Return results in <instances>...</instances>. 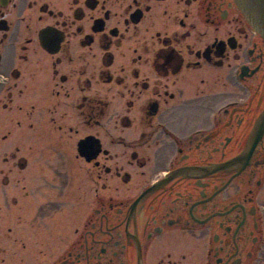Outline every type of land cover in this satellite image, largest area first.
<instances>
[{
	"label": "flooded vegetation",
	"instance_id": "1",
	"mask_svg": "<svg viewBox=\"0 0 264 264\" xmlns=\"http://www.w3.org/2000/svg\"><path fill=\"white\" fill-rule=\"evenodd\" d=\"M262 117L239 0H0V264H264Z\"/></svg>",
	"mask_w": 264,
	"mask_h": 264
},
{
	"label": "water",
	"instance_id": "2",
	"mask_svg": "<svg viewBox=\"0 0 264 264\" xmlns=\"http://www.w3.org/2000/svg\"><path fill=\"white\" fill-rule=\"evenodd\" d=\"M249 19L264 30V0H239ZM264 117L261 119L263 125Z\"/></svg>",
	"mask_w": 264,
	"mask_h": 264
}]
</instances>
